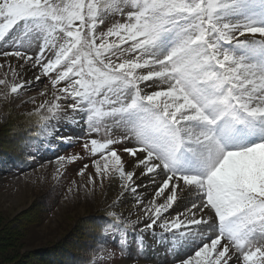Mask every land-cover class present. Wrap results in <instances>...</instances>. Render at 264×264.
Returning <instances> with one entry per match:
<instances>
[{"label":"snow or ice","instance_id":"snow-or-ice-1","mask_svg":"<svg viewBox=\"0 0 264 264\" xmlns=\"http://www.w3.org/2000/svg\"><path fill=\"white\" fill-rule=\"evenodd\" d=\"M257 13L264 0H0L5 94L50 82L52 100L30 113L37 127L52 135L74 118L89 182L117 181L105 250L118 234L127 255L132 235L144 255L150 235L159 264H264Z\"/></svg>","mask_w":264,"mask_h":264},{"label":"rangeland","instance_id":"rangeland-1","mask_svg":"<svg viewBox=\"0 0 264 264\" xmlns=\"http://www.w3.org/2000/svg\"><path fill=\"white\" fill-rule=\"evenodd\" d=\"M257 15L264 19L261 13ZM13 67L20 73L17 79H22L26 73L18 64ZM5 72L11 82V71L6 67L0 68V79ZM50 87V82L43 81L21 89L18 95H6L0 85V264H78L76 254L84 253L86 245L89 254L81 264H137V260L139 264H159L164 258L163 247H158L150 235L145 237L150 247L140 256L132 235L128 237L127 255L116 246L118 234L108 241L106 250L98 243L108 205L118 191L117 181L106 179L101 185L97 180L95 186L89 182L94 169L83 141L78 139L84 133L74 118L62 119L52 135L37 127V117L30 113L45 100H52L50 93L41 94ZM14 124L24 125L11 127ZM11 128L17 130L12 142ZM24 132L28 135L20 138L19 133ZM20 142V146L14 145ZM74 155L82 159L69 161ZM59 156L65 161L58 162ZM85 163L89 167L79 174ZM129 199L124 203L125 214L134 207Z\"/></svg>","mask_w":264,"mask_h":264},{"label":"trees","instance_id":"trees-1","mask_svg":"<svg viewBox=\"0 0 264 264\" xmlns=\"http://www.w3.org/2000/svg\"><path fill=\"white\" fill-rule=\"evenodd\" d=\"M27 124V123H26ZM24 125V124H23ZM22 124H14V125H12L11 127H21V126H23ZM28 128V127H27ZM27 128H25V129H27ZM13 131H14V129L15 128H11ZM17 130H15L14 132H10V134H9V141L10 142H12L13 140H14V138H16V136H17V132H16ZM21 132L23 131V129H21L20 130ZM30 134V133H29ZM16 135V136H15ZM28 134L26 133L25 134V132L24 133H22V134H20L19 133V136H20V138L21 137H26ZM14 136V137H13ZM18 136V137H19ZM18 137H17V139H18ZM17 144V145H16ZM24 144V140H22V147L24 146L23 145ZM16 147H18V146H20L21 145V142L20 143H15L14 144ZM13 148V147H12ZM1 149H8V147H3V146H1ZM11 150V147H10V149H9V151ZM103 227L104 226H102V229H103ZM102 229H101V232H102ZM97 239V238H96ZM94 242H93V244L92 245H95L96 244V241L95 240H93ZM86 248H87V245L85 246V248H84V253H77L76 255V259H75V262L76 263H78V264H81L82 262H84L85 260H86V258L88 257V251L86 250ZM58 249V251H60V249H61V251H62V248H57ZM72 249H74V248H72ZM68 253H70V252H68ZM65 254V253H64Z\"/></svg>","mask_w":264,"mask_h":264},{"label":"bare ground","instance_id":"bare-ground-1","mask_svg":"<svg viewBox=\"0 0 264 264\" xmlns=\"http://www.w3.org/2000/svg\"><path fill=\"white\" fill-rule=\"evenodd\" d=\"M31 76V74H28V72L26 74L23 75L22 79H27ZM0 105L1 107H3L2 101H0ZM4 125V124H3ZM128 197H126L127 199ZM129 201H131V199H129Z\"/></svg>","mask_w":264,"mask_h":264}]
</instances>
